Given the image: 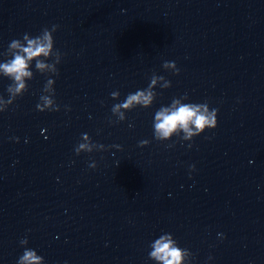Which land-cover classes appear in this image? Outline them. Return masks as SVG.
Wrapping results in <instances>:
<instances>
[{
    "label": "water",
    "instance_id": "water-1",
    "mask_svg": "<svg viewBox=\"0 0 264 264\" xmlns=\"http://www.w3.org/2000/svg\"><path fill=\"white\" fill-rule=\"evenodd\" d=\"M52 24L60 110L34 109L35 73L0 113V264H15L26 230L46 264H152L161 229L195 264H264V0H0V49ZM153 71L171 87L110 124L109 93L122 99ZM185 91L218 108L217 126L165 147L153 109ZM82 132L105 148L75 155Z\"/></svg>",
    "mask_w": 264,
    "mask_h": 264
},
{
    "label": "clouds",
    "instance_id": "clouds-1",
    "mask_svg": "<svg viewBox=\"0 0 264 264\" xmlns=\"http://www.w3.org/2000/svg\"><path fill=\"white\" fill-rule=\"evenodd\" d=\"M123 11V9L121 10ZM58 25L52 24L50 27H43L39 32L33 34L28 31L20 36L12 38L4 47L0 49V81H7L3 91H0V113L9 110L19 97L29 91V81L35 73L44 76V82L40 89L34 109L38 112H54L60 110V105L56 101L55 80L59 75L58 65L64 55L55 47L53 33ZM164 72L176 75L180 69L175 61L165 60L161 63ZM171 87V81L163 74L153 71L147 77V83L143 87H138L134 91H129L120 98L119 89L112 90L109 97L114 101L110 107L111 115L108 117L110 124L120 123L126 120V113L137 108H152L157 97L162 95V90ZM103 103V101H101ZM64 110L68 111L69 106L64 105ZM218 108L210 107L207 99L194 101L189 98L187 91L178 95H173L166 103H160L153 109L151 116L152 139L165 143V147H172L176 142H187L186 147H192L194 137L200 136L208 129L217 126ZM113 117L115 119H113ZM129 127L132 123L129 122ZM43 132L44 129H41ZM206 139L209 137H205ZM17 141L16 136L10 137ZM27 142V138H25ZM149 143L148 139L138 141L139 146ZM119 149V144L111 145ZM105 148L104 144L93 141L87 132H82L77 143L73 146L75 155L91 153L94 150L100 151ZM89 168L96 167V161L91 160ZM189 175L195 170L194 164H189ZM26 230L25 235L18 239V246L21 252L15 259V264H46L45 258L38 251L29 246V238ZM220 239L224 238L223 233H217ZM147 260L152 264H195V255L186 247L181 246L174 234L161 229L157 235L147 242ZM209 256L205 264L212 261ZM67 264V261L64 262Z\"/></svg>",
    "mask_w": 264,
    "mask_h": 264
}]
</instances>
